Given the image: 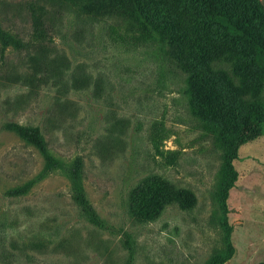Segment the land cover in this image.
I'll use <instances>...</instances> for the list:
<instances>
[{"label": "rangeland", "instance_id": "1", "mask_svg": "<svg viewBox=\"0 0 264 264\" xmlns=\"http://www.w3.org/2000/svg\"><path fill=\"white\" fill-rule=\"evenodd\" d=\"M37 16L43 39L34 36ZM0 24L25 44L0 43V264H205L222 249L214 196L222 148L192 113L185 74L169 53L132 17L78 0H0ZM214 65L230 73L228 63ZM6 122L39 126L65 163L82 158L104 228L81 214L61 170L7 195L37 176L43 158ZM261 128L234 161L227 203L235 253L224 264H264ZM148 178L193 192L195 205L168 204L156 219L138 220L128 198Z\"/></svg>", "mask_w": 264, "mask_h": 264}, {"label": "trees", "instance_id": "2", "mask_svg": "<svg viewBox=\"0 0 264 264\" xmlns=\"http://www.w3.org/2000/svg\"><path fill=\"white\" fill-rule=\"evenodd\" d=\"M78 1L91 11L132 17L142 27L144 36L169 53L171 61L184 72L189 107L222 148L214 196L223 247L205 264H224L235 253L227 203L229 191L238 179L234 161L241 145L262 134L264 122V4L260 0ZM33 23L34 36L45 38L40 16ZM0 43L4 48L25 46L1 24ZM218 59L230 65V73L214 65ZM4 127L33 146L43 158L37 176L9 189L7 195H24L42 177L61 170L69 180L71 198L81 214L90 223L104 228V220L92 206L84 187L82 158L77 156L65 163L54 155L37 125L6 122ZM195 202L193 192L157 178L137 184L128 198L130 212L143 222L159 217L168 204L190 209Z\"/></svg>", "mask_w": 264, "mask_h": 264}]
</instances>
